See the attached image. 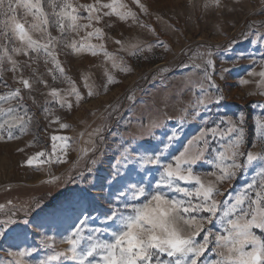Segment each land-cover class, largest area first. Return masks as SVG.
<instances>
[{
  "label": "rangeland",
  "instance_id": "1",
  "mask_svg": "<svg viewBox=\"0 0 264 264\" xmlns=\"http://www.w3.org/2000/svg\"><path fill=\"white\" fill-rule=\"evenodd\" d=\"M121 2L137 13L140 23L131 17L121 21L113 14L94 22L95 27L103 30L102 38L87 37L92 28L71 33L67 36L69 41L97 45V55H92L91 50L74 52L58 45L56 52L64 68L63 75L50 61L46 63L43 56L32 62L28 56L13 54L19 62L15 73L7 60L3 64L0 80L7 87L0 83V95L20 88L23 106L11 115L23 116L28 123L23 133L19 125L13 129L14 139H7L5 133V139L0 140V205L3 206L0 220L14 213L12 218L19 221V226L7 237H0V264L16 261L36 264L54 252L66 251L64 238L70 234L71 226L78 223L77 217H88L85 235L92 228L110 223L105 221L103 213L109 207L118 209V203L110 204L109 199L115 200L110 192L114 194L119 184L110 189V181L104 178L112 166L123 163L120 145L130 141L129 146L141 145L143 152L158 145L161 139L168 143L167 136L176 131L179 143L173 141L172 148L178 150L198 136L204 127L201 121L188 116L181 122V118L194 107L201 85L208 88L205 68L212 73L224 96L219 108L212 111H227L229 116L243 112L245 146L253 152L264 148L255 138V118L264 119V108L257 106L264 105V85L260 84L259 75H250L264 71V40L259 39L264 35V0H221L226 7L217 6L215 0H140L148 7V13L141 12L135 0ZM49 31L53 36L59 35L56 28ZM33 35L39 38V34ZM233 38L235 42L230 43ZM4 43L0 39V44ZM101 44L114 55L117 67L113 68L112 61L105 58L99 48ZM208 52L212 53L210 57ZM208 59L214 61L213 66H207ZM225 69L228 71H222ZM106 73L117 82L107 84ZM21 75L29 79L31 89L19 83ZM73 86L82 97L79 103L75 95L69 94ZM53 88L59 92L57 97L51 95ZM90 90L95 94L89 96ZM62 98L66 101L63 105ZM17 103V100L0 101V107L7 109ZM7 119L9 114L0 113V123ZM61 123L70 127L61 128ZM53 136L68 139L53 141ZM192 148L195 150L196 145ZM41 151L45 153L43 157L27 164L29 157ZM41 159L45 161L43 164L39 163ZM136 167L139 169V165ZM195 171L203 175L215 169L200 164ZM253 174L244 170L238 179L220 184L221 192L234 195L236 189L251 181ZM130 176L140 179L137 172H130ZM203 179L214 177L203 175ZM91 183L96 187H90ZM82 189H87L89 194L82 196ZM227 198V195L216 197ZM25 221L31 223L25 226ZM215 230H219V225ZM45 241L50 247L45 246ZM25 249L36 251L19 256L18 252ZM207 257L214 258V253L209 251ZM50 264L74 262L62 257Z\"/></svg>",
  "mask_w": 264,
  "mask_h": 264
},
{
  "label": "snow or ice",
  "instance_id": "2",
  "mask_svg": "<svg viewBox=\"0 0 264 264\" xmlns=\"http://www.w3.org/2000/svg\"><path fill=\"white\" fill-rule=\"evenodd\" d=\"M135 2L141 12L148 13L145 4L140 0ZM215 3L226 7L221 0H215ZM113 14L121 21L131 17L140 23L137 13L121 0H109L107 3L101 0H94L93 3H80L79 0H0V39L6 41L0 44V73L4 71L5 60L15 73L19 62L13 58V54H20L28 56L32 62L43 56L46 63L50 61L55 70L63 75L64 68L57 58V46L69 47L74 52L91 50L92 55H97V45L83 42L78 45L74 39L69 41L67 36L81 29L92 28L87 32V37L102 38L103 30L95 27L94 22L99 23L105 16ZM82 20L86 23H81ZM50 28H56L59 35L53 36ZM33 34H39V38H34ZM259 39L264 40V35ZM234 42L235 38L230 43ZM17 43L19 46H16ZM157 44L162 45L163 42L157 41ZM99 48L104 51L105 58L112 61V67H117L114 55L104 50L102 44ZM151 48L149 45L148 50L151 51ZM207 55L210 57L212 53L208 52ZM206 64L211 67L214 61L208 59ZM193 66L199 68V65ZM204 73L208 88L201 85L194 107L191 111L186 110L181 118V122L188 116L201 121L204 127L200 128L198 136L183 143L178 150L172 148L173 141L179 143L176 131L167 136L168 143L161 139L158 145L143 152L140 151L141 145L129 146L130 141L122 143L120 160L123 163L112 166L104 178L110 181V189L119 184L114 194L110 192V197L114 195L115 200L109 199L110 204L118 203V209L109 207L103 213L105 221L110 223L92 228L85 235L84 225L88 223V217H77L78 223L71 226L70 234L64 238L68 245L66 251L54 252L37 260L36 264H50L60 261L62 257L74 264H264V148L260 152H253L245 146L243 112L229 116L227 111H212L214 107L219 108L224 96L212 73L207 68ZM106 75L107 84L117 82L111 74ZM250 75H259L260 84L264 85V71ZM240 82L249 83L247 80ZM0 83L7 87L6 82L0 80ZM19 83L25 89H31L29 79L23 75ZM69 94L75 95L77 103L82 99L74 86ZM94 94L91 90L88 93L89 96ZM51 95L57 97L58 90L53 88ZM9 100H17L18 103L7 109L0 107V113L9 114V119L0 123V140L5 139V133L7 139H14L13 129L17 125L22 133L27 131L28 121L23 116L11 115L23 106L21 89L0 95V101ZM65 102L62 98V105ZM67 103L71 108V103ZM257 106L264 108V105ZM236 116L238 119H233ZM222 125L227 127L222 128ZM255 126V138L264 145V119L257 116ZM60 127L68 128L70 125L61 123ZM58 139L68 138L52 137L53 141ZM193 144L196 145L195 150ZM52 147L55 150L56 144ZM44 155L43 151L38 152L26 162L31 165ZM44 162L39 160L41 164ZM200 164H208L215 169L203 174L211 175L213 180H205L202 174L195 171ZM136 165H139V169ZM246 169L254 173L250 182L236 189L234 195L221 192L220 184L238 179ZM130 172H137L140 179L134 180ZM84 179L87 181V177ZM192 184L195 186H182ZM90 187L94 188L96 184L91 183ZM81 193L82 196L89 194L87 189H82ZM222 195L229 198L216 199ZM14 215L9 214L7 219L0 220V237H7L19 226V221L12 218ZM80 215H84V210ZM92 222L95 223V220ZM24 223L26 226L31 221ZM217 225L219 230L214 231ZM45 246L50 247L47 241ZM35 251L25 249L19 251L18 255L24 257ZM209 251L214 253V258L207 257Z\"/></svg>",
  "mask_w": 264,
  "mask_h": 264
}]
</instances>
